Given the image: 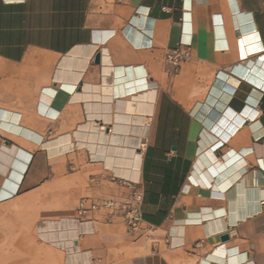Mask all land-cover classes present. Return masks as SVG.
<instances>
[{"label": "crops", "instance_id": "crops-1", "mask_svg": "<svg viewBox=\"0 0 264 264\" xmlns=\"http://www.w3.org/2000/svg\"><path fill=\"white\" fill-rule=\"evenodd\" d=\"M263 63L264 0H0V264H264ZM113 177L151 239L79 219Z\"/></svg>", "mask_w": 264, "mask_h": 264}, {"label": "built area", "instance_id": "built-area-1", "mask_svg": "<svg viewBox=\"0 0 264 264\" xmlns=\"http://www.w3.org/2000/svg\"><path fill=\"white\" fill-rule=\"evenodd\" d=\"M122 1V0H119ZM191 42L181 41L179 47L169 49L164 55V64L171 70H178L185 62L191 58ZM140 67L135 68L136 70ZM146 89H148V78L146 75ZM113 182L128 188L127 195L119 198H108L101 200L81 199L77 215L79 219L86 218L93 213L104 212L108 223L121 218L124 221L127 232L132 235L144 237L147 240L152 238V228L146 224L142 213L143 191L138 184L121 179L112 178ZM264 204V200L262 201Z\"/></svg>", "mask_w": 264, "mask_h": 264}, {"label": "bare ground", "instance_id": "bare-ground-1", "mask_svg": "<svg viewBox=\"0 0 264 264\" xmlns=\"http://www.w3.org/2000/svg\"><path fill=\"white\" fill-rule=\"evenodd\" d=\"M135 19V18H134ZM136 20V19H135ZM137 22V21H136ZM254 34V33H253ZM252 36V35H249ZM255 37V36H254ZM257 37V36H256ZM244 38V36H243ZM245 42V41H244ZM247 45V44H246ZM250 49V48H249ZM243 50V49H242ZM247 51V50H246ZM250 51H248L249 53ZM252 52V51H251ZM256 52V51H255ZM245 54V53H244ZM262 63V62H261ZM264 64V63H263ZM263 66V65H262ZM251 68V67H250ZM256 68V66L254 67ZM261 68V67H260ZM264 69V68H262ZM252 70V69H251ZM261 70V69H260ZM252 72V71H251ZM263 87V86H262ZM258 114V112L253 111L252 109H250L249 107L245 109L244 112H235L232 109H229L223 116H221L217 122L214 124V126L212 127L214 136L216 138V135L220 136L222 139H224L225 141L228 140V138L230 136H232L234 133H236L235 131L238 128H242L245 124L246 121L249 120H253L256 115ZM210 136V135H209ZM214 138V137H213ZM220 142H218L215 146H219ZM212 172L214 173L215 171L212 169ZM211 175V174H210ZM234 218L237 219L239 218V216L233 217L232 216V221L234 222ZM215 222V221H213ZM221 222L220 224H211L210 225V229L211 231L217 230L219 228H221ZM208 229V228H207ZM214 234V233H212ZM223 254V253H222ZM224 255V254H223ZM221 255V256H223ZM145 260V259H144ZM147 261V260H146Z\"/></svg>", "mask_w": 264, "mask_h": 264}, {"label": "water", "instance_id": "water-1", "mask_svg": "<svg viewBox=\"0 0 264 264\" xmlns=\"http://www.w3.org/2000/svg\"><path fill=\"white\" fill-rule=\"evenodd\" d=\"M96 61H97V63H99V56L97 57ZM221 240H222L223 242H225V241L229 240V236H228V235L223 236V237L221 238Z\"/></svg>", "mask_w": 264, "mask_h": 264}]
</instances>
